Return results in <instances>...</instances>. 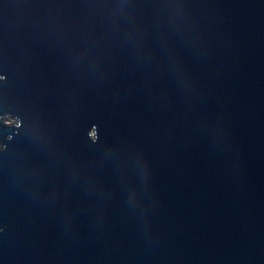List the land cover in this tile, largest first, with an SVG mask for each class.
<instances>
[{"label":"water","instance_id":"95a60500","mask_svg":"<svg viewBox=\"0 0 264 264\" xmlns=\"http://www.w3.org/2000/svg\"><path fill=\"white\" fill-rule=\"evenodd\" d=\"M0 264H264V0H0Z\"/></svg>","mask_w":264,"mask_h":264}]
</instances>
